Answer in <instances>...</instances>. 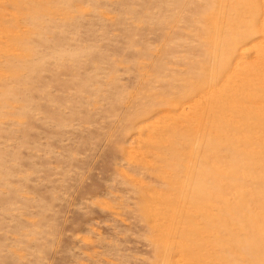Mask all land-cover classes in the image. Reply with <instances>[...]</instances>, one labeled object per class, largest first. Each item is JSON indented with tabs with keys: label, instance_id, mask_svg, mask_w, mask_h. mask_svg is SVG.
I'll list each match as a JSON object with an SVG mask.
<instances>
[{
	"label": "rangeland",
	"instance_id": "rangeland-1",
	"mask_svg": "<svg viewBox=\"0 0 264 264\" xmlns=\"http://www.w3.org/2000/svg\"><path fill=\"white\" fill-rule=\"evenodd\" d=\"M0 264H264V0H0Z\"/></svg>",
	"mask_w": 264,
	"mask_h": 264
}]
</instances>
